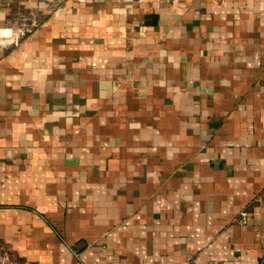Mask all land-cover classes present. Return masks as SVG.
<instances>
[{
  "label": "crops",
  "instance_id": "obj_1",
  "mask_svg": "<svg viewBox=\"0 0 264 264\" xmlns=\"http://www.w3.org/2000/svg\"><path fill=\"white\" fill-rule=\"evenodd\" d=\"M4 254L264 261V0H0Z\"/></svg>",
  "mask_w": 264,
  "mask_h": 264
},
{
  "label": "built area",
  "instance_id": "obj_2",
  "mask_svg": "<svg viewBox=\"0 0 264 264\" xmlns=\"http://www.w3.org/2000/svg\"><path fill=\"white\" fill-rule=\"evenodd\" d=\"M8 35H11L10 32H8ZM16 42L18 43L19 41V37L17 35V37L15 38ZM248 212L246 211H242L239 215V217L237 218V220L240 223H246L248 221ZM0 264H15V262L11 261L9 256L7 254L1 255L0 256ZM258 264H264V261L259 262Z\"/></svg>",
  "mask_w": 264,
  "mask_h": 264
}]
</instances>
